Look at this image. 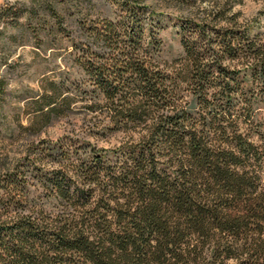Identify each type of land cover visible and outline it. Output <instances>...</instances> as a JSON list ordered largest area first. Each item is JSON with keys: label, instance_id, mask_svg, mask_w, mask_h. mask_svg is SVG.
Listing matches in <instances>:
<instances>
[{"label": "trees", "instance_id": "16d2710c", "mask_svg": "<svg viewBox=\"0 0 264 264\" xmlns=\"http://www.w3.org/2000/svg\"><path fill=\"white\" fill-rule=\"evenodd\" d=\"M177 1L208 8L175 69L128 6L72 46V90L43 89L33 135L81 100L89 137H124L37 138L0 172V264H264V0Z\"/></svg>", "mask_w": 264, "mask_h": 264}, {"label": "rangeland", "instance_id": "374dc122", "mask_svg": "<svg viewBox=\"0 0 264 264\" xmlns=\"http://www.w3.org/2000/svg\"><path fill=\"white\" fill-rule=\"evenodd\" d=\"M128 6H140L148 13L150 27L161 42L159 62L167 71L178 66L174 63L182 53L181 20H196L208 8L177 0H0V172L23 157L37 138L79 137L105 149L121 142L122 134L104 139L88 136L91 116L81 100L39 135L27 128L37 123L41 106L37 100L48 84L72 90L81 79L72 46L84 43L86 31L101 20L116 26L128 23ZM261 9V4L250 0L234 11L251 20Z\"/></svg>", "mask_w": 264, "mask_h": 264}]
</instances>
